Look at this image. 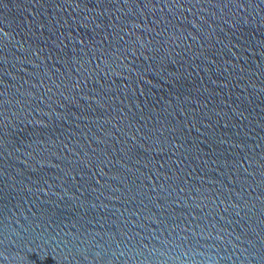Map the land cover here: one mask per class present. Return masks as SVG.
I'll list each match as a JSON object with an SVG mask.
<instances>
[{
    "label": "water",
    "instance_id": "water-1",
    "mask_svg": "<svg viewBox=\"0 0 264 264\" xmlns=\"http://www.w3.org/2000/svg\"><path fill=\"white\" fill-rule=\"evenodd\" d=\"M0 264H264V0H0Z\"/></svg>",
    "mask_w": 264,
    "mask_h": 264
}]
</instances>
